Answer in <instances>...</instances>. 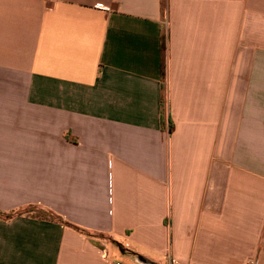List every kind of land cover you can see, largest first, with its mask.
<instances>
[{
	"label": "crops",
	"instance_id": "obj_1",
	"mask_svg": "<svg viewBox=\"0 0 264 264\" xmlns=\"http://www.w3.org/2000/svg\"><path fill=\"white\" fill-rule=\"evenodd\" d=\"M171 260L264 264V0H0V264Z\"/></svg>",
	"mask_w": 264,
	"mask_h": 264
},
{
	"label": "trees",
	"instance_id": "obj_2",
	"mask_svg": "<svg viewBox=\"0 0 264 264\" xmlns=\"http://www.w3.org/2000/svg\"><path fill=\"white\" fill-rule=\"evenodd\" d=\"M167 64H165V68H166ZM167 84H165V94H164V98H163V122L165 124H168L169 123V127L171 130L174 129V123L171 119V117L169 116L170 114V105H169V94H168V88L166 87ZM46 213L45 211H40L39 210V213ZM59 220H61L62 222H65V224L67 225H71L70 223H68L67 221L63 220L62 218H60ZM77 229H79L81 232L87 234V235H93L90 231H88L87 229L85 228H81V227H78L76 226ZM151 264H157L155 262H151Z\"/></svg>",
	"mask_w": 264,
	"mask_h": 264
},
{
	"label": "built area",
	"instance_id": "obj_3",
	"mask_svg": "<svg viewBox=\"0 0 264 264\" xmlns=\"http://www.w3.org/2000/svg\"><path fill=\"white\" fill-rule=\"evenodd\" d=\"M117 264H119V263H117ZM169 264H176V263L173 260H171ZM247 264H258V261L250 260Z\"/></svg>",
	"mask_w": 264,
	"mask_h": 264
},
{
	"label": "water",
	"instance_id": "obj_4",
	"mask_svg": "<svg viewBox=\"0 0 264 264\" xmlns=\"http://www.w3.org/2000/svg\"><path fill=\"white\" fill-rule=\"evenodd\" d=\"M140 258H141V256H140ZM144 262H146V260L144 259V258H141Z\"/></svg>",
	"mask_w": 264,
	"mask_h": 264
}]
</instances>
